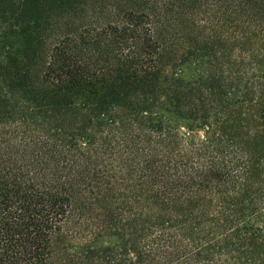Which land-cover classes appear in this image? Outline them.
I'll list each match as a JSON object with an SVG mask.
<instances>
[{
    "label": "trees",
    "instance_id": "obj_1",
    "mask_svg": "<svg viewBox=\"0 0 264 264\" xmlns=\"http://www.w3.org/2000/svg\"><path fill=\"white\" fill-rule=\"evenodd\" d=\"M0 264H264V0H0Z\"/></svg>",
    "mask_w": 264,
    "mask_h": 264
},
{
    "label": "rangeland",
    "instance_id": "obj_2",
    "mask_svg": "<svg viewBox=\"0 0 264 264\" xmlns=\"http://www.w3.org/2000/svg\"><path fill=\"white\" fill-rule=\"evenodd\" d=\"M82 214L81 216V218L83 219V220H86V221H89V215H88V213L86 212V211H82V212H79V214ZM79 223V221H77V220H72L71 222H70V224L69 225H67V227L65 228V230L68 232V234H71V232H73L74 231V225L75 224H78ZM87 234L85 233V232H83L82 233V238L80 239V240H82L85 236H86Z\"/></svg>",
    "mask_w": 264,
    "mask_h": 264
}]
</instances>
